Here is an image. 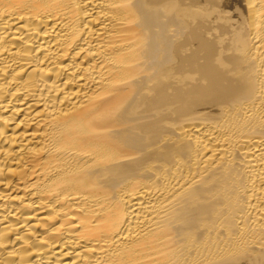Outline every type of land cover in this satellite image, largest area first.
I'll return each mask as SVG.
<instances>
[{
    "label": "bare ground",
    "instance_id": "obj_1",
    "mask_svg": "<svg viewBox=\"0 0 264 264\" xmlns=\"http://www.w3.org/2000/svg\"><path fill=\"white\" fill-rule=\"evenodd\" d=\"M0 264H264V0H0Z\"/></svg>",
    "mask_w": 264,
    "mask_h": 264
}]
</instances>
